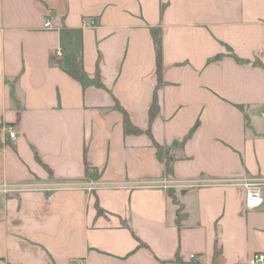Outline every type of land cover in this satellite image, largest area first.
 Masks as SVG:
<instances>
[{
	"label": "crops",
	"instance_id": "crops-1",
	"mask_svg": "<svg viewBox=\"0 0 264 264\" xmlns=\"http://www.w3.org/2000/svg\"><path fill=\"white\" fill-rule=\"evenodd\" d=\"M246 177L264 197V0H0V264H249Z\"/></svg>",
	"mask_w": 264,
	"mask_h": 264
},
{
	"label": "trees",
	"instance_id": "trees-1",
	"mask_svg": "<svg viewBox=\"0 0 264 264\" xmlns=\"http://www.w3.org/2000/svg\"><path fill=\"white\" fill-rule=\"evenodd\" d=\"M151 33L153 37V42H154V47H155V60H156V71H157V76H158V83L156 86V89L153 94V100L152 103L149 107L148 111V117H149V122H151L155 116L157 115L159 111V106L157 103V87L160 85L161 82V39H160V32L158 28H151ZM67 73L73 77L75 80H77L83 87L88 86V85H95L98 87H103V83L100 80V77L98 74H95L93 77H90L87 75V73L84 71V69L79 65L78 61L76 60L75 57H72L70 60V63L67 67ZM115 108L120 110L122 112V117H123V126L124 130L127 133H141L142 130L136 126H134L128 116V113L120 106L118 101H115ZM149 133V131H146ZM153 145L156 148V155L160 160L165 161V166H166V172L170 173L172 171V166H171V160L172 157L170 155H165L164 156V148L161 144L156 142L153 139ZM97 174V169L95 167L87 166L85 167V175L86 177H92ZM172 196V194H170ZM98 213H102V209L97 206ZM184 216V214L179 213L177 214V220H181V218ZM176 262L178 264H200L198 261L196 263H191V262H183L181 261L178 257H176Z\"/></svg>",
	"mask_w": 264,
	"mask_h": 264
},
{
	"label": "built area",
	"instance_id": "built-area-1",
	"mask_svg": "<svg viewBox=\"0 0 264 264\" xmlns=\"http://www.w3.org/2000/svg\"><path fill=\"white\" fill-rule=\"evenodd\" d=\"M50 18H47L44 22V27H50ZM57 55H61V50L58 49L55 52ZM6 133L8 135L9 139L14 140L17 136L18 130L16 128L7 126L5 128ZM240 184L245 188L246 194H245V204L248 209H254L264 204V197L261 194V185L263 184L260 179L246 177L241 179ZM164 187H168V182H164ZM4 191H8L7 186L3 187ZM91 189V185L89 186ZM191 258H194V260H200L198 256L191 255ZM264 261V253H257L252 255L248 263L249 264H258ZM78 264H86L84 260H80Z\"/></svg>",
	"mask_w": 264,
	"mask_h": 264
},
{
	"label": "rangeland",
	"instance_id": "rangeland-1",
	"mask_svg": "<svg viewBox=\"0 0 264 264\" xmlns=\"http://www.w3.org/2000/svg\"><path fill=\"white\" fill-rule=\"evenodd\" d=\"M177 264V263H176Z\"/></svg>",
	"mask_w": 264,
	"mask_h": 264
}]
</instances>
